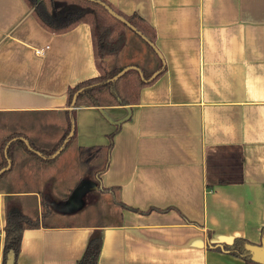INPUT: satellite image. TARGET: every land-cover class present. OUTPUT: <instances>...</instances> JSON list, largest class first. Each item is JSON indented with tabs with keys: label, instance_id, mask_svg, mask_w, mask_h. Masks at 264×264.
I'll list each match as a JSON object with an SVG mask.
<instances>
[{
	"label": "crops",
	"instance_id": "crops-1",
	"mask_svg": "<svg viewBox=\"0 0 264 264\" xmlns=\"http://www.w3.org/2000/svg\"><path fill=\"white\" fill-rule=\"evenodd\" d=\"M106 1L151 25L165 68L130 106L70 107L68 90L100 75L90 24L50 33L28 0H0V163L6 138L46 148L38 140L56 128L65 135L71 111L78 153L106 147L112 122L132 111L101 178L110 192L96 190L105 221L26 230L17 264H77L96 230L100 264H245L208 245L263 240L264 0ZM14 160L0 184V264L8 197L43 216L46 164L22 145Z\"/></svg>",
	"mask_w": 264,
	"mask_h": 264
},
{
	"label": "trees",
	"instance_id": "trees-1",
	"mask_svg": "<svg viewBox=\"0 0 264 264\" xmlns=\"http://www.w3.org/2000/svg\"><path fill=\"white\" fill-rule=\"evenodd\" d=\"M28 3L34 8L36 20L50 33L64 34L81 24H90L95 63L100 75L68 90V105L70 107L105 108L106 106L122 107L137 104L140 88L153 85L165 73L162 63L157 69L160 70V73L154 79L152 77L155 73L148 74L139 66H131L135 68L128 69L121 77L115 79L128 67L120 65L118 62L120 51L125 44L126 30L129 29L134 32L126 22L151 44L156 42L155 30L138 14L128 16L106 0H28ZM110 10L126 22L115 17ZM68 113L71 117L67 122V131L51 149L42 148L23 135H11L6 138L1 147L0 171L7 168L9 163H12V166L0 175V179L4 178L14 167L17 146H24L27 152L38 161L46 165L51 164L54 161L53 156L60 148L69 145L75 137L76 112ZM119 131L120 127L108 135L110 143L106 147L93 146L79 149L81 164L86 168L87 173L92 175L90 179L98 185L100 193L110 192L109 189L102 188L101 178L110 165V154L114 148L113 138ZM66 140L68 143L65 142ZM98 161H100V167L95 165ZM46 216L44 211L41 219L32 218L21 210L18 204L13 202L12 197H8L2 264H8L10 252L14 253V261L17 264L16 260L21 253L24 232L46 226ZM261 235L264 236V227ZM103 244V231L96 230L92 233L87 248L77 264H100L99 257ZM250 245L255 244L248 239L237 238L232 243L227 244L210 243L208 249L209 251L235 256L245 261V264H258L253 261V256L248 248Z\"/></svg>",
	"mask_w": 264,
	"mask_h": 264
},
{
	"label": "rangeland",
	"instance_id": "rangeland-1",
	"mask_svg": "<svg viewBox=\"0 0 264 264\" xmlns=\"http://www.w3.org/2000/svg\"><path fill=\"white\" fill-rule=\"evenodd\" d=\"M125 44L120 51L119 64L123 66H139L148 74L155 70L159 62V56L149 47L144 39L138 34L127 29L125 32ZM129 86H132L129 84ZM135 98V97H134ZM64 135L63 130L51 129L48 131V141L38 140V144L43 147H51L56 141ZM78 143L72 141L69 145L62 147L59 156L54 164L44 166V175L47 180L40 185L43 195L42 210L46 212L45 221L58 225H82V224H101L105 221V217L101 205L99 204V192L90 191L85 197L86 204L83 208L77 209L73 207L70 200L74 191L82 185L92 175L80 163L78 153ZM100 161L96 162V166L100 167ZM19 166L17 165L16 168ZM22 170V168L20 167ZM38 172V170H36ZM3 178L0 184H4ZM28 189L32 185H23ZM16 203V202H14ZM91 206V209H90ZM29 207V206H28ZM28 214V213H27ZM30 217L32 216L29 214ZM34 217V216H32ZM35 217L38 216L35 214ZM34 217V218H35Z\"/></svg>",
	"mask_w": 264,
	"mask_h": 264
},
{
	"label": "water",
	"instance_id": "water-1",
	"mask_svg": "<svg viewBox=\"0 0 264 264\" xmlns=\"http://www.w3.org/2000/svg\"><path fill=\"white\" fill-rule=\"evenodd\" d=\"M110 12L115 16L117 17L119 20H122L123 22H126L123 18H119V16H117L114 12H112L110 10ZM129 26V28H131L136 34H138L142 39H144L151 47L153 50H155V52L161 57L162 59V55L159 54V52L157 51L156 47H155V44H151L146 38H144L138 31L136 32L135 29L128 23L126 22ZM130 68H135V67H127L125 70H123L121 72V74L116 77L115 79L121 77L122 74H124L125 71H127L128 69ZM159 72H156L155 75L152 77V79H154L157 75H158ZM151 79V80H152ZM101 113L103 115H105V112L103 110H101ZM131 115H132V111H131V108L128 107V115L125 117V118H122V120L120 121H117V122H112L113 124L117 125V126H122V124L126 121H128L130 118H131ZM73 134V132H72ZM71 134V136H72ZM66 143H68V140L65 141ZM65 146V145H64ZM63 146V147H64ZM62 149L60 148V150L55 154L57 155ZM55 155L53 156V158L55 157ZM12 166L11 163H9L8 167L5 168L4 170L0 171V175L5 173V171H7L8 169H10ZM92 190H99V187L98 185L93 182L92 180L90 181H85L82 185H80L75 191H74V194L70 200V203L71 205L74 207H76L77 209H81L85 206V197L88 193H90V191ZM263 240L261 242L260 245H250L248 248L249 250L251 251V254L253 256V261H255L256 263L258 264H264V236L262 237ZM8 264H15V261H14V253L13 252H10L9 253V256H8Z\"/></svg>",
	"mask_w": 264,
	"mask_h": 264
},
{
	"label": "built area",
	"instance_id": "built-area-1",
	"mask_svg": "<svg viewBox=\"0 0 264 264\" xmlns=\"http://www.w3.org/2000/svg\"><path fill=\"white\" fill-rule=\"evenodd\" d=\"M49 50V47H46L45 49H38L36 51L37 55L38 56H44L45 55V52Z\"/></svg>",
	"mask_w": 264,
	"mask_h": 264
}]
</instances>
